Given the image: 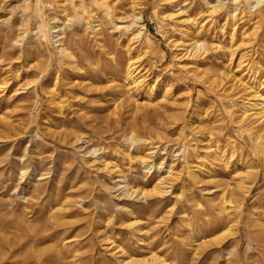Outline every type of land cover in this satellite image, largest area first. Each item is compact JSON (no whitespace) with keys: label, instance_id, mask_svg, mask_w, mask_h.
Listing matches in <instances>:
<instances>
[{"label":"rangeland","instance_id":"rangeland-1","mask_svg":"<svg viewBox=\"0 0 264 264\" xmlns=\"http://www.w3.org/2000/svg\"><path fill=\"white\" fill-rule=\"evenodd\" d=\"M256 3L0 0V264H264Z\"/></svg>","mask_w":264,"mask_h":264},{"label":"bare ground","instance_id":"bare-ground-1","mask_svg":"<svg viewBox=\"0 0 264 264\" xmlns=\"http://www.w3.org/2000/svg\"><path fill=\"white\" fill-rule=\"evenodd\" d=\"M252 1H254V0H252ZM261 1V0H260ZM255 2H257L258 3V0H255ZM256 3V4H257ZM172 15H170L169 17H171ZM192 48H194L195 49V51L193 52V54H195V53H197V52H203V48H202V46H201V44H192ZM202 50V51H201ZM193 54H192V56H193ZM133 72H132V69H130V70H128V74H132ZM132 79H134L133 77H132ZM37 81V80H36ZM36 81H34V82H32L33 83V85L34 84H36ZM250 88V90H251V87H248V89ZM248 89H246V90H248ZM252 94H251V97H250V99H254V100H258L259 102L257 103V104H253L257 109L256 110H259V112L257 113V114H260L261 115V117L262 118H264V96H262L261 94H259L258 93V87H255L252 91ZM131 137V139H133V141H136V142H138V141H140L141 139H139V138H137V137H135V136H133V135H131L130 136ZM143 141V140H142ZM146 143H147V141H146ZM139 154V153H138ZM145 160V159H144ZM142 163H145V166L146 167H149V165L151 164V163H148L147 161L145 162V161H143ZM152 165V164H151ZM151 168V167H150ZM125 186H127V184H124ZM128 187V186H127ZM126 193L127 194H130V195H132V194H136L137 193V195H140V196H145V195H147L148 194V192H145V191H143V190H141L140 188H138V190H134V191H132L130 188H127L126 190ZM148 198V197H147Z\"/></svg>","mask_w":264,"mask_h":264}]
</instances>
